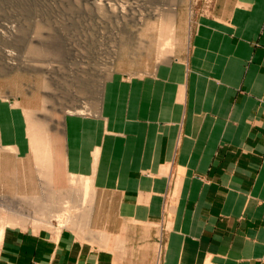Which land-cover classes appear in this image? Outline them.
Instances as JSON below:
<instances>
[{
	"label": "rangeland",
	"instance_id": "obj_1",
	"mask_svg": "<svg viewBox=\"0 0 264 264\" xmlns=\"http://www.w3.org/2000/svg\"><path fill=\"white\" fill-rule=\"evenodd\" d=\"M201 1L0 0V252L7 231L8 264H46L69 244L125 252L150 231L155 238L157 224L112 217L110 185L133 177L134 156L121 152L136 145V129L158 126L162 62L185 51Z\"/></svg>",
	"mask_w": 264,
	"mask_h": 264
},
{
	"label": "crops",
	"instance_id": "obj_2",
	"mask_svg": "<svg viewBox=\"0 0 264 264\" xmlns=\"http://www.w3.org/2000/svg\"><path fill=\"white\" fill-rule=\"evenodd\" d=\"M195 7L185 51L162 62V118L135 130L133 177L110 185L112 217L157 224L155 238L64 245L46 264H264V0Z\"/></svg>",
	"mask_w": 264,
	"mask_h": 264
},
{
	"label": "bare ground",
	"instance_id": "obj_3",
	"mask_svg": "<svg viewBox=\"0 0 264 264\" xmlns=\"http://www.w3.org/2000/svg\"><path fill=\"white\" fill-rule=\"evenodd\" d=\"M87 188V187H86ZM3 228V227H2ZM3 230V229H2ZM159 253V252H158Z\"/></svg>",
	"mask_w": 264,
	"mask_h": 264
}]
</instances>
